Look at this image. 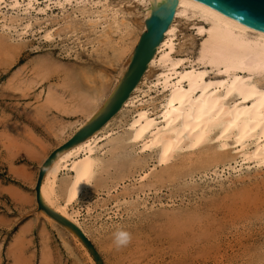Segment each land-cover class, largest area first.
<instances>
[{
	"label": "rangeland",
	"instance_id": "obj_1",
	"mask_svg": "<svg viewBox=\"0 0 264 264\" xmlns=\"http://www.w3.org/2000/svg\"><path fill=\"white\" fill-rule=\"evenodd\" d=\"M108 1L128 23L122 35L111 27L105 37L102 26H87L96 6L52 4L42 14L0 2V264H97L70 229L40 212L35 187L49 154L88 110L105 106L142 32L139 1ZM176 24L174 53L189 66L203 40L197 25L205 23L186 12ZM209 68L212 79L224 75ZM161 71L155 64L146 80L156 81ZM252 77L264 86V74ZM150 93L145 99L160 109L162 91ZM134 110L130 104L114 116L109 129L116 136H126ZM216 132L166 164L139 144L125 142L114 157L110 145L99 148L106 149L107 166L73 207L105 264H264V164L232 171L229 165L239 168L241 157L232 138L220 148ZM141 169L150 172L143 184L136 180ZM118 228L132 236L119 249L112 240Z\"/></svg>",
	"mask_w": 264,
	"mask_h": 264
},
{
	"label": "bare ground",
	"instance_id": "obj_2",
	"mask_svg": "<svg viewBox=\"0 0 264 264\" xmlns=\"http://www.w3.org/2000/svg\"><path fill=\"white\" fill-rule=\"evenodd\" d=\"M1 1L12 7H24L25 11L35 10L42 14H47L52 4L63 10L66 9L67 4L72 3H76L79 10L82 6L88 5L91 8L96 6L97 10L86 16L87 26L93 28L102 26L101 30L105 37L110 36L107 28L113 27L114 31L111 29L113 32L122 35L128 26L126 21L119 18L122 9L119 7L118 10L111 6L108 0ZM136 1L142 4L143 32L147 28L146 20L152 11L167 0ZM41 4H45V7H41ZM186 12L198 16L205 23L197 25V31L203 35V40L199 45L196 60L190 62L189 66H185L184 58H179L174 53L177 36L176 20L181 13ZM82 14L84 15L85 12ZM103 19H112V22L105 24L107 21L103 22ZM140 35L132 48L131 56ZM130 60L131 57L129 62ZM155 64L161 65L162 71L156 81L148 82L147 74ZM209 66L224 75L217 79L210 78L207 70ZM255 74H264V31L247 26L201 0H177L173 22L157 47L140 83L119 111L122 112L130 104L135 106L134 115L127 124L126 136H116L112 132L113 129L111 128L112 131L109 129L114 120L113 116L88 138L58 153L48 167L41 184L43 203L77 224L88 236L81 221V211L73 207V204L85 189L93 184L99 171L107 166V161L102 155L106 149L98 153L103 145H110L111 152H108L114 157L115 151L122 148L125 142L139 144V148L143 151L155 149L158 162L166 164L178 150L200 147L212 140L211 134L217 130L215 138L219 139V147L229 146L227 140L232 138V143L236 145L235 149L241 157L239 168L228 164L232 171L241 172L245 164H248L246 168L248 169L252 162L261 166L264 164V86L259 83V79L252 77ZM143 84H147V90L142 89ZM152 89L163 93L158 110L157 106L150 107L149 98L145 99L146 96L151 95ZM139 91L143 94V96L140 94L141 98L136 94ZM231 96L235 97L236 101L232 102V99L230 101ZM51 97L48 96L49 101H52ZM111 97L104 107L88 110L86 120L81 121L70 137L101 114ZM113 157L111 161L114 160ZM138 176L136 180L143 184L149 179L150 172L141 169ZM61 190L64 191V199L61 197ZM40 212L52 222H57L44 210ZM65 227L77 236L90 255L89 249L77 233L70 227ZM90 257L92 258L91 255Z\"/></svg>",
	"mask_w": 264,
	"mask_h": 264
},
{
	"label": "water",
	"instance_id": "obj_3",
	"mask_svg": "<svg viewBox=\"0 0 264 264\" xmlns=\"http://www.w3.org/2000/svg\"><path fill=\"white\" fill-rule=\"evenodd\" d=\"M212 7L222 11L243 24L264 31V0H201ZM177 0H167L157 6L146 20V30L140 35L134 47L131 60L125 70L121 81L111 97L105 109L91 122L80 128L63 144L55 148L42 163L36 190L38 209L44 210L63 226L70 227L81 238L89 249L97 264H105L95 244L84 231L65 216L55 212L46 206L41 198V184L45 173L62 150L67 149L80 141L88 138L97 130L101 129L122 108L125 101L130 97L135 87L140 83L148 66L154 57L157 47L162 42L167 29L175 17Z\"/></svg>",
	"mask_w": 264,
	"mask_h": 264
},
{
	"label": "clouds",
	"instance_id": "obj_4",
	"mask_svg": "<svg viewBox=\"0 0 264 264\" xmlns=\"http://www.w3.org/2000/svg\"><path fill=\"white\" fill-rule=\"evenodd\" d=\"M131 239V233L123 228H118L112 236L113 245L117 249L126 247L131 242Z\"/></svg>",
	"mask_w": 264,
	"mask_h": 264
}]
</instances>
